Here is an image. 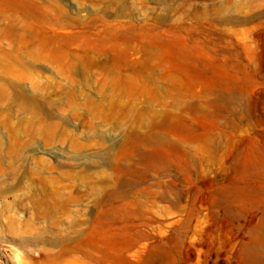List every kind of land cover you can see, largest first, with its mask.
Returning <instances> with one entry per match:
<instances>
[{
	"label": "rangeland",
	"instance_id": "obj_1",
	"mask_svg": "<svg viewBox=\"0 0 264 264\" xmlns=\"http://www.w3.org/2000/svg\"><path fill=\"white\" fill-rule=\"evenodd\" d=\"M263 236L264 0H0V264H248Z\"/></svg>",
	"mask_w": 264,
	"mask_h": 264
},
{
	"label": "bare ground",
	"instance_id": "obj_2",
	"mask_svg": "<svg viewBox=\"0 0 264 264\" xmlns=\"http://www.w3.org/2000/svg\"><path fill=\"white\" fill-rule=\"evenodd\" d=\"M264 242V236H263ZM248 264H264V251L261 253L260 256H252L248 259Z\"/></svg>",
	"mask_w": 264,
	"mask_h": 264
}]
</instances>
